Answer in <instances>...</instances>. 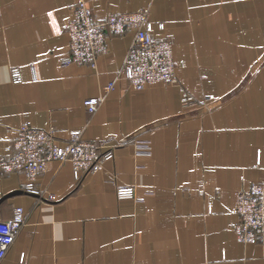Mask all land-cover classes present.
I'll use <instances>...</instances> for the list:
<instances>
[{
  "label": "crops",
  "instance_id": "crops-1",
  "mask_svg": "<svg viewBox=\"0 0 264 264\" xmlns=\"http://www.w3.org/2000/svg\"><path fill=\"white\" fill-rule=\"evenodd\" d=\"M74 2L0 0V159L23 124L109 147L76 175L70 161L33 181L0 168V218L25 217L0 264H264V246L232 229L236 192L264 179V0H88L96 19L146 10L170 42L177 84L139 89L116 78L131 31L94 66L61 63ZM122 184L133 198H117Z\"/></svg>",
  "mask_w": 264,
  "mask_h": 264
},
{
  "label": "built area",
  "instance_id": "built-area-1",
  "mask_svg": "<svg viewBox=\"0 0 264 264\" xmlns=\"http://www.w3.org/2000/svg\"><path fill=\"white\" fill-rule=\"evenodd\" d=\"M151 30L152 24L146 10L108 12L102 19H96L88 0H75L66 28L68 50L60 61L62 64L86 63L94 66L96 56L106 50L109 37L131 31L132 41L116 78L127 80L135 89L155 83L177 84L171 44L166 39L154 38ZM13 73L17 72L13 70ZM103 88L104 91L113 89V81H109ZM181 99L185 106L196 104V100L184 90ZM99 102V96H89L83 99V106L87 112L92 113ZM59 131L61 129L53 124L46 128L27 124L19 126L12 139L11 154L0 159L1 170L20 171L28 180L33 181L48 161H70L76 175L95 169L105 157L101 152L109 145L104 141L84 139L81 131L75 129L68 131L67 140L60 145ZM115 193L118 199L133 198L134 187L118 185ZM234 211L237 220L232 229L236 240L264 246V179L253 181L247 189L236 192ZM24 223L21 207L14 208L10 218H0V259L5 256Z\"/></svg>",
  "mask_w": 264,
  "mask_h": 264
}]
</instances>
